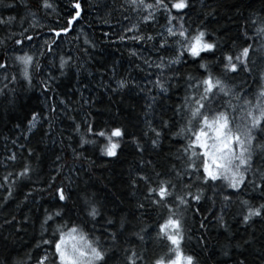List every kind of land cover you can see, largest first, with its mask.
Wrapping results in <instances>:
<instances>
[{
    "label": "snow or ice",
    "instance_id": "snow-or-ice-1",
    "mask_svg": "<svg viewBox=\"0 0 264 264\" xmlns=\"http://www.w3.org/2000/svg\"><path fill=\"white\" fill-rule=\"evenodd\" d=\"M5 6L10 9L25 8V14L18 21L13 15L0 16V30L4 32L3 38H0V94L9 95L15 92L20 82L16 72L10 69L19 66L20 75L31 85L30 69L39 72L40 63L35 53L24 51V45L34 40V35H29L28 31L33 27L31 20L35 19L36 12L27 3L18 5L15 0ZM190 6L191 0H124L121 5L144 24L155 22L161 12L167 13L169 26L163 32L146 34L140 31L139 23H132L131 27L123 26L116 36V40L120 42L131 40L137 45H147L157 51L175 46V55L171 59L158 57L159 63L152 61L150 57H141L135 50L130 52L137 59H142L148 68L158 70L159 75L152 82L154 88L166 93L169 90L167 81H175L179 76L178 70L173 66L186 58H191L198 64V69L202 70L199 76L184 77L185 95L182 102L176 105L174 113L180 120V126L172 133V136L181 137L183 143L175 153L170 151L166 154L165 158L167 155L172 156V162L157 170V165L151 159L145 161L141 155L140 167L129 178V194L133 198L139 197L134 203L133 219L136 223L132 224L127 215H120L117 219L115 212L108 214L105 204L95 194L82 199L79 210L84 223H77L71 217L66 221L65 213L72 211L68 205L73 200V181L69 177L68 186L63 181L56 185L53 177L48 188L52 189L51 195L57 207L52 212L45 210L43 224L56 220L59 223L53 226L50 239L40 241L41 244L48 245V249L36 258L35 264H201L199 258L184 251L183 242L192 239L188 235L192 229L186 223L188 211L191 209L195 215H199L198 205L205 198L206 189L213 193V196L206 197L213 203L218 190L221 194L225 188L235 192L242 185H251L253 191H258L264 197V65L257 68L258 60L253 58L259 51L262 55L258 59L264 62V16L246 20L245 24L252 28L251 34L244 30L242 44L237 45L236 39H233L232 44L224 49L216 39L206 38L208 33L203 22L195 29L186 27L184 23H172L173 20L183 21L184 16L180 13ZM52 7L50 0H39L36 10ZM82 10L81 0H71V11L67 14L65 26L48 29L52 34L50 38L53 44L55 37L69 32L74 21L81 17ZM173 10L177 12L176 16L172 15ZM207 14L212 15L211 12ZM124 19L129 20V16H124ZM25 22L29 24V28L24 27ZM129 32L133 35H125ZM35 36H39V33H35ZM46 46L49 52L53 51L49 41L44 40L40 45L41 55ZM65 64V60L61 58V70L65 68ZM241 74L243 79H237ZM52 79L54 77L51 76L42 79L39 86L46 92L51 90L49 81ZM115 85L111 88L113 93L138 86L135 81L126 77L115 80ZM147 91L151 92V89ZM154 100V96L149 97L146 115ZM60 103L63 104L64 101L61 100ZM84 103L87 104L88 101L85 99ZM49 111L55 113V106H51ZM37 118L38 114L33 112L32 119L28 121L29 131L35 127ZM44 118H48L47 113ZM52 123L54 121L49 122V128ZM86 124L87 132L92 138L86 140L81 136L80 144L97 145L102 155L118 158V149L129 135L126 129L117 125L95 129L91 122L86 121ZM146 125L148 131L143 136L150 139L153 151H163L164 133L170 128V121L161 118L159 125L153 126L147 120ZM79 128L80 125L76 124L75 130L78 131ZM25 136L27 137V133ZM130 140L136 146L138 154H142L144 147L141 140L135 135L130 136ZM72 151L74 160H79L82 153L75 149ZM32 154L33 151L29 148V157ZM61 159L62 156L58 155L57 160ZM16 160L15 153L6 157L8 162ZM62 167L63 165H58L57 171ZM75 167V163H72L69 171ZM32 171L25 160L20 171H9L0 177L3 181L0 187L9 185L6 189L8 195L3 198L5 201L11 196L16 181L30 178ZM222 200L225 202L222 205L223 211L231 203V196L222 195ZM240 205L243 211L238 215L242 225L254 223L253 218L264 221V202L253 205L249 200H241ZM152 214H155L154 218ZM215 218L219 227L226 233L229 232L223 215L217 214ZM147 220H151V223H147ZM85 224L89 225L87 229ZM199 227L206 229L207 224L201 221ZM205 235L206 233H201L197 243L206 252ZM131 237H135L136 242ZM257 240L253 231L248 232L247 238L234 243L233 237L229 235L227 243L220 248L219 254L223 259L216 260L214 264H248L244 252L253 247ZM151 242H162L164 250L152 251ZM258 255L259 264H264V234L260 237ZM11 264H23V261L14 260Z\"/></svg>",
    "mask_w": 264,
    "mask_h": 264
},
{
    "label": "trees",
    "instance_id": "trees-1",
    "mask_svg": "<svg viewBox=\"0 0 264 264\" xmlns=\"http://www.w3.org/2000/svg\"><path fill=\"white\" fill-rule=\"evenodd\" d=\"M12 2L13 0H0V16L13 15L18 21L25 14V8L10 9L5 6ZM15 2L18 5L27 3L36 12L35 19L31 20L33 27L29 28L27 22L24 24L25 28H29L28 34L34 35V40L24 45V51L35 53L39 58L40 70L37 72L30 69L32 81L29 85L20 75L19 66L10 69L16 72L20 82L13 94H0V177L9 171H20L25 160L33 169L30 178L16 181L7 201L3 198L8 195L6 189L9 185L0 187V264H11L14 260H21L23 264H35L36 258L48 249V245H43L40 241L50 239L53 226L59 223L56 220L43 224L45 210L52 212L57 207L51 195L52 189L48 188L53 177L56 185L63 181L68 186L69 177L73 181V200L68 205L72 211L65 213L66 221L71 217L77 223H84L79 210L82 199L95 194L105 204L108 214L115 212L117 219L120 215H127L132 224L136 223L133 219L134 203L139 197L133 198L129 194V178L140 167L141 155L145 161L151 159L157 165V170L172 162V156L167 155L165 158L166 154L170 151L175 153L183 143L181 137L172 136V133L180 126V120L174 113L176 105L182 102L185 95L184 77L199 76L202 70L198 69V64L191 58H186L173 66L179 72L175 81H167L165 77L169 90L166 93L160 92L152 83L159 75L158 70L148 68L142 59H137L130 52L135 50L141 57H150L152 61L159 63L158 57L171 59L175 55V46L157 51L147 45H137L131 40H116L122 27H131L132 23H139L140 31L146 34L165 31L169 26L167 13L161 12L155 22L144 24L139 22L135 14L121 7L124 0H81V17L74 21L69 32L55 37L53 44L50 38L52 34L48 29L65 26L67 14L71 11V0H50L52 9L39 11L36 10L39 0ZM208 12L212 15H208ZM126 15L129 20L124 19ZM172 15L176 16L177 12L173 10ZM180 15L184 16V20H173V24L184 23L186 27L195 29L203 22L208 33L206 38L216 39L222 48L227 49L233 39H236L237 45L243 43L244 30L251 34L252 28L245 21L250 17L264 16V0H191V6ZM35 33H39V36H35ZM105 33L108 35L105 36ZM125 35L132 36L133 33ZM3 36L4 32L0 30V38ZM44 40L49 41L53 51L49 52L46 46L41 55L40 45ZM260 55L262 53L258 51L253 57L258 60L257 68L264 65L258 59ZM61 58L66 62L63 70L60 69ZM50 76L54 79L49 81L51 90L46 92L39 86V82ZM121 77L135 81L138 86L113 93L111 88L116 86L115 80ZM237 79H243V74ZM153 96L155 100L152 101V108L147 109L146 115L149 97ZM85 99L87 104L84 103ZM61 100L64 101L63 104L60 103ZM53 105L55 113L49 111ZM33 112L38 114V118L35 127L29 131L28 121L32 119ZM46 113L47 119L44 118ZM161 118L170 121V128L164 133L163 151L157 152L153 151L150 139L144 137L143 133L148 131L147 120L153 126H158ZM50 121H54L51 128ZM86 121L91 122L95 129L105 125H117L126 129L129 135L118 149V158L102 155L97 145L80 144L81 136L86 140L92 138L87 132ZM76 124L80 125L78 131L75 130ZM132 135L141 140L144 147L142 154H138L136 146L131 142ZM29 148L33 151L30 157ZM73 149L82 153L79 160H74ZM12 153L16 154L17 160L6 161V157ZM58 155L62 156L59 161ZM72 163L76 167L69 171ZM58 165H63L60 171H57ZM144 170L147 171V168ZM0 184H3L2 179ZM222 195L231 196V203L223 211L222 205L225 202ZM207 196H213V193L206 189V196L198 205L199 215H195L191 209L188 211L186 223L192 229L188 233L192 239L183 242L184 251L199 258L201 264H214L216 260L223 259L219 252L221 246L227 243L229 235L233 237L234 243L247 238L248 232L253 231L258 238L257 243L244 254L248 264H259L258 250L260 237L264 234V221L253 218L254 223L245 226L240 223L238 213L243 211L241 200H249L255 205L264 202V197L258 191H253L251 185H242L235 192L225 188L222 194L218 190L213 197L215 203L207 199ZM217 214L223 215L229 232L226 233L219 227L215 218ZM152 216L154 218L155 214ZM201 221L207 224L206 229L199 227ZM146 222L151 223V220ZM84 226L86 229L89 227L87 224ZM201 233H206V252L197 243ZM131 240L136 242L135 237H131ZM151 250L161 252L164 245L162 242H151Z\"/></svg>",
    "mask_w": 264,
    "mask_h": 264
}]
</instances>
